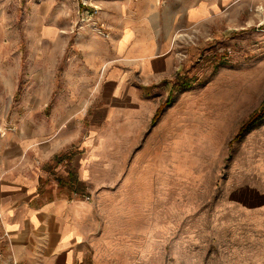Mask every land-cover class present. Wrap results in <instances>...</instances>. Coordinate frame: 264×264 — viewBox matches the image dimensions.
Instances as JSON below:
<instances>
[{"label":"rangeland","instance_id":"rangeland-1","mask_svg":"<svg viewBox=\"0 0 264 264\" xmlns=\"http://www.w3.org/2000/svg\"><path fill=\"white\" fill-rule=\"evenodd\" d=\"M108 3L0 0V149L11 162L21 153L22 161L40 160L34 149L49 145L51 103L67 79L77 81L72 75L83 71L87 53L108 47ZM49 26L55 32L46 36ZM174 53L177 68L162 80L170 83H159L166 100L155 115L162 113L143 135L128 139L124 129L110 143L119 149L103 152L119 166L107 168L98 197L85 187L93 211L86 222L94 231L90 264H264V201L245 203L233 194L245 186L243 165L253 162L242 143L264 124L236 138L264 106V15L243 28L183 31ZM169 108L183 129L192 127L176 141L157 127ZM3 218L0 211V264H17Z\"/></svg>","mask_w":264,"mask_h":264},{"label":"crops","instance_id":"crops-1","mask_svg":"<svg viewBox=\"0 0 264 264\" xmlns=\"http://www.w3.org/2000/svg\"><path fill=\"white\" fill-rule=\"evenodd\" d=\"M105 7L108 47L87 53L83 71L72 75L77 81H65L51 103L49 145L34 147L36 160H49L47 167L38 160L22 161L27 156L22 153L11 162L0 149V211L10 233L7 251L17 264H90L94 231L86 222L93 211L83 198L85 187L98 197L107 168L119 166L116 157L106 158L103 152L119 149L110 143L124 129L128 139L148 130L166 100L158 88L169 85L162 80L177 68L176 36L196 27L257 24L261 15L256 11L264 0H109ZM163 117L157 127L170 132L172 141L192 129L182 128L181 116L172 108ZM242 144L244 150L252 149L253 162L243 165L239 181L245 186L233 194L245 203L262 202L264 124L249 132ZM68 155L51 165L56 157ZM109 183L114 184L111 178ZM129 188L126 181L122 189Z\"/></svg>","mask_w":264,"mask_h":264},{"label":"trees","instance_id":"trees-1","mask_svg":"<svg viewBox=\"0 0 264 264\" xmlns=\"http://www.w3.org/2000/svg\"><path fill=\"white\" fill-rule=\"evenodd\" d=\"M162 113V107L160 109H158L155 117H154V122L158 119V117L160 116V114ZM252 119L241 129L240 133L237 135L236 138H240L242 133L246 130L249 129L250 127H252L254 124H256L258 121H260L261 119L264 118V106L256 111L254 113V115L251 117Z\"/></svg>","mask_w":264,"mask_h":264},{"label":"bare ground","instance_id":"bare-ground-1","mask_svg":"<svg viewBox=\"0 0 264 264\" xmlns=\"http://www.w3.org/2000/svg\"><path fill=\"white\" fill-rule=\"evenodd\" d=\"M259 13L263 16L264 15V7H261L260 9H259ZM55 32V29H53V28H51L50 26L49 27H45L44 29H43V34L44 35H53L52 34V32Z\"/></svg>","mask_w":264,"mask_h":264}]
</instances>
